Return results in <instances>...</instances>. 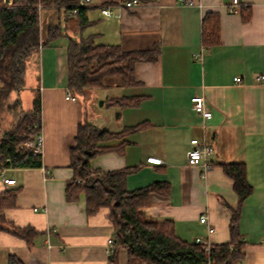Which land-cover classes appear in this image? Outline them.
<instances>
[{
    "label": "crops",
    "instance_id": "1",
    "mask_svg": "<svg viewBox=\"0 0 264 264\" xmlns=\"http://www.w3.org/2000/svg\"><path fill=\"white\" fill-rule=\"evenodd\" d=\"M123 1L90 0L85 13L89 23L83 29L62 7L41 10V39H46L50 27L60 25L62 31L38 47V73L28 85L36 91L28 111L35 99L40 101L41 166L0 170V193L16 189L14 203L0 212L3 226H30L37 234L27 244L0 228V264H7L11 256L21 264L108 263V240L114 237L109 210L101 207L89 215L83 192L75 201L64 195L66 181L73 175L69 149L81 123L78 100L68 86L67 45L70 38L87 36L95 44H115L123 51L150 50L155 44L159 49L155 60L135 62L137 83L109 86L116 92L112 97L139 96V102L116 110L120 124L107 130L143 121L149 125L125 136L128 143L122 150L95 155L91 167L133 169L126 176L128 190L166 184L167 193L162 192L165 186L150 193L148 205L142 208L145 215L172 220L182 240L199 236L216 245L229 241L231 209L238 204L233 182L220 164L243 163L253 191L240 210L245 257L237 264H264V0H237V12L228 11L232 0H196L199 5L140 0L135 8L114 7L110 16H103L97 7ZM245 7L250 8L248 20L240 11ZM208 11L219 15L220 41L204 49L201 20ZM234 76L240 80L234 81ZM256 76L262 77L261 82ZM66 94L75 100L66 99ZM194 94L205 98L210 114L205 121L192 107ZM191 138L212 146L205 172L187 164ZM148 157L162 161L151 163ZM3 177L13 178L14 183L4 182ZM201 213L207 215L210 230L199 222ZM117 264H127L125 248L119 250Z\"/></svg>",
    "mask_w": 264,
    "mask_h": 264
},
{
    "label": "trees",
    "instance_id": "2",
    "mask_svg": "<svg viewBox=\"0 0 264 264\" xmlns=\"http://www.w3.org/2000/svg\"><path fill=\"white\" fill-rule=\"evenodd\" d=\"M1 1V0H0ZM79 0H12L10 6H0V112L2 107L15 119L5 130H0V170L4 168H27L41 166V155L32 151L17 150L22 142L31 139L36 131L33 124L40 123V101L35 99L30 111H23L19 99L5 104L9 92L23 82L24 64L31 53L40 45H47L62 34L61 26L47 29L42 40L39 31V14L36 6L43 8L62 7L68 10L77 7L73 14L79 29L89 23L86 17L88 7L80 6ZM243 20L250 18V8L240 9ZM219 15L208 11L201 20L200 44L204 49L218 44ZM157 44L150 50L123 51L115 44H95L90 36L69 39L67 45L68 86L78 91L88 88L114 85L131 86L135 80L134 64L137 61H153L158 54ZM139 96L111 98L119 108L135 106ZM1 115V113H0ZM1 125V119H0ZM148 122L124 126L117 131L92 128L80 123L69 149V161L73 175L66 181L64 195L67 201L77 200L81 192L85 195V211L92 215L101 207L109 210L114 239L111 243L107 264H117L118 252L127 250V264H237L245 257V242L239 229L240 210L253 188L249 183L246 166L243 163L223 162V173L232 180L233 190L238 198L236 208L231 209L229 219V241L211 245L207 252L200 243L180 239L170 219H157L145 215L142 208L149 203L151 192L167 193L166 184L149 185L128 190L126 176L133 169L95 171L91 159L102 152L122 148L128 143L125 136L147 127ZM119 139L117 144L110 140ZM16 189L0 193V212L14 203ZM6 223L0 214V228L32 243L37 231L30 226L16 227ZM7 264H21L15 257Z\"/></svg>",
    "mask_w": 264,
    "mask_h": 264
},
{
    "label": "built area",
    "instance_id": "3",
    "mask_svg": "<svg viewBox=\"0 0 264 264\" xmlns=\"http://www.w3.org/2000/svg\"><path fill=\"white\" fill-rule=\"evenodd\" d=\"M179 4H187V5H199L196 0H176ZM237 0H232L231 5L228 7V11L229 12H237L238 9L235 7ZM4 3L5 6L10 5L11 0H1L0 1V5ZM80 6H84V7H90L91 3L90 0H79L78 3ZM142 3L140 2V0H124L121 4H111V3H103V4H99L97 5L100 13L103 16H110L113 13V9L114 7H118V8H135L140 6ZM39 17L41 14V10L43 9V7L38 4L36 6ZM68 11L71 14H74L77 11V7H73L68 9ZM200 55H196V58H200ZM234 81H239L240 78L238 76H234L233 77ZM256 81L261 82L262 77L261 76H256L255 78ZM66 99H70V100H75L74 96H71V94H66L65 96ZM190 101L192 104L193 109L199 113L201 115V117L203 118V121L207 120V118H209L210 114L207 111V104L205 101V98L203 97V95L201 94H194L190 97ZM32 127L34 129H36V131L32 134L31 139H28L24 142H22L21 144L18 145L17 150L20 151H25V150H29L32 151L33 153L36 154H40L43 151L42 145H43V136L40 132V123L39 124H33ZM190 143V147L187 149L186 151V156H187V164L191 165V166H201L202 168V172H205L206 169L209 167V163L206 160V157L209 153L212 152V146L208 143L205 142H200L197 138H191L189 140ZM148 162L151 163H156L159 164L161 163V158L159 157H148L147 158ZM3 181L8 183V184H12L14 183V179L13 178H6L3 177ZM198 220L200 223L205 224L207 230H210L209 227V222H208V218L207 215L205 213H201L198 217ZM114 238H109L108 243L110 245V249H111V243L113 242ZM194 242L196 243H200L203 248L208 252L211 244L204 241L201 237L197 236L193 239ZM205 264H210L209 261H206Z\"/></svg>",
    "mask_w": 264,
    "mask_h": 264
},
{
    "label": "rangeland",
    "instance_id": "4",
    "mask_svg": "<svg viewBox=\"0 0 264 264\" xmlns=\"http://www.w3.org/2000/svg\"><path fill=\"white\" fill-rule=\"evenodd\" d=\"M0 6H5V4L2 3ZM37 73V55L36 53H31L24 64L21 89L10 92L4 105L11 104L17 98L21 102L22 110L25 112L28 111L31 106V98L33 95H36V91H32L28 85L36 79ZM115 93V90L109 87H94L88 88L85 91L74 89L73 94L78 100L81 123L85 126L89 125L92 128L99 129H109L110 127L113 129L112 127H118L120 121L114 116L118 112L116 110H119V107L111 103V98H113L112 96ZM0 113V130L3 131L12 124L15 118L4 109V106Z\"/></svg>",
    "mask_w": 264,
    "mask_h": 264
}]
</instances>
